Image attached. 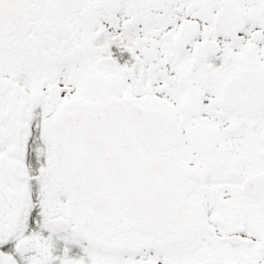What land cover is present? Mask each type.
<instances>
[{
  "label": "snow or ice",
  "instance_id": "1",
  "mask_svg": "<svg viewBox=\"0 0 264 264\" xmlns=\"http://www.w3.org/2000/svg\"><path fill=\"white\" fill-rule=\"evenodd\" d=\"M0 264H264V0H0Z\"/></svg>",
  "mask_w": 264,
  "mask_h": 264
}]
</instances>
